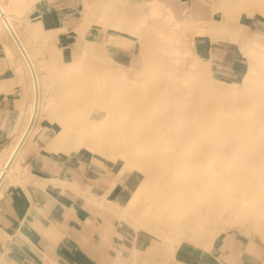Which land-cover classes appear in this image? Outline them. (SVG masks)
I'll return each mask as SVG.
<instances>
[{"label":"rangeland","instance_id":"374dc122","mask_svg":"<svg viewBox=\"0 0 264 264\" xmlns=\"http://www.w3.org/2000/svg\"><path fill=\"white\" fill-rule=\"evenodd\" d=\"M162 1L11 0L15 22L42 60L45 109L37 127L59 101L64 108L78 101L75 91L67 94L68 88L81 83L84 88L85 82L98 85L100 76L107 92L117 86L118 102L134 95L145 101L156 96L149 113L144 111L141 121L137 115L128 125L137 146L118 152L96 142L88 129L77 133L81 127L91 128L95 112L108 107L106 93L103 104L99 91L88 96V90L84 104L79 100L87 118L72 112L79 129L70 134L82 136L86 146L67 153L69 163L83 168L89 183L99 182L87 199L112 232L99 230L106 238L124 232L134 239L129 248L132 264H264V233L246 214L257 205L255 196L264 195V0ZM2 35L0 30V40ZM5 40L0 73H10L0 82L5 78L23 86L28 102L29 87L22 84V73L13 71L22 65ZM224 88L245 95L247 101L256 99L257 105L234 109L236 101ZM194 103L205 105L208 112L237 113L240 134L227 137V132L209 126L205 135L192 136L170 126L168 110L176 114L171 121L175 127L211 125ZM183 108L191 112L184 114ZM121 114L126 116L125 109ZM47 118L52 129H60L54 117ZM50 133L53 136V130ZM155 134L160 137L151 147L150 136ZM58 149L54 152L60 154L64 148ZM71 158H76L75 165ZM230 180L246 210L245 221L241 226H215L217 232L202 242L206 234L190 222L191 214L204 200L206 188L229 185ZM252 186L257 194L248 190ZM261 216L264 219V212ZM222 217L233 223L228 211Z\"/></svg>","mask_w":264,"mask_h":264},{"label":"crops","instance_id":"0c3cea01","mask_svg":"<svg viewBox=\"0 0 264 264\" xmlns=\"http://www.w3.org/2000/svg\"><path fill=\"white\" fill-rule=\"evenodd\" d=\"M9 73H0V78ZM25 97L23 86L5 78L0 82V163L23 126ZM51 130L48 121L39 122L24 146L21 159L24 173H17L16 181L15 177H9L0 190V263L132 264L129 248L134 239L126 238L129 236L124 232H114L106 238L108 235L95 226V221L103 216L99 212L95 215L97 211L89 204L87 195L99 188V182L89 183L80 173L83 168L70 165L68 154L42 155L45 135L50 136Z\"/></svg>","mask_w":264,"mask_h":264},{"label":"bare ground","instance_id":"6f19581e","mask_svg":"<svg viewBox=\"0 0 264 264\" xmlns=\"http://www.w3.org/2000/svg\"><path fill=\"white\" fill-rule=\"evenodd\" d=\"M157 3H159V2H157ZM161 3H159V4H161ZM163 3H162V5H163ZM167 3H168V1L166 2V6H167ZM15 6H16V3H15ZM167 8H168V6H167ZM11 10H13V6H12V3H11V0H0V30L2 31V33L4 35V36L3 35L1 36L0 48L2 49V55H5L4 54L5 53L4 45H7V44H3L1 42V41L4 42L5 39H6L5 40L6 43H8L12 47L13 52L16 54L18 60L20 61L21 65H22L20 67L21 68V72H20V68L16 67V66H15L16 68H13V71L17 75H20L22 73V77H24V80H23L22 84H24V86L29 87L30 99L27 102L26 115H25V118H24L23 126H22L21 130L18 132V134L16 135V137L14 138V141L12 142L10 147L8 146V151H7L6 155H5V157L3 158V161L0 163V190H2L1 188H2L3 183L6 182L5 180H7L9 177L10 178H13V177L16 178L17 173H20V172L24 173V169H23L22 161H21L22 154H23V151H24V148H25L24 146H26L25 144H27L26 142L28 141L27 139L29 138V136L31 138V134L36 130L35 128H37V121H38V117H39L41 109H43V108L45 109L44 105L41 102L42 91H43L42 85L44 83L43 82L44 81L43 80L44 79L43 78L44 75L41 73V70H40L41 63H42L41 61L42 60H41L40 57H38L36 54H34L33 48L30 47L29 44H27V40L25 39V37H26L25 33L22 32L21 27L17 24V22H15L14 16L12 14L14 10L13 11H11ZM18 11H20V10L18 9ZM21 12H18V14L21 13ZM49 13H51V12H49ZM22 18H24V17H22ZM48 18H51V17L49 16ZM84 18H87V17L85 16ZM24 29H25L24 31L27 30L25 25H24ZM9 30H11L14 33V35H15L17 40H15V38H13V36L11 35ZM2 38H5V39H2ZM49 73H51V72H49ZM86 79L87 78H85V80ZM82 80H84V79H82ZM79 83H80V81H79ZM86 83L87 82H85V87H86ZM82 85L83 84L81 83L80 87H77L75 85L76 87L68 88V91H67L68 95H70V92L74 93V91H75V94H76L75 95V99H76V97L78 98V101L76 103L74 102L72 104V106L71 105L70 106L67 105V107L64 108V104H63L64 102L61 103V101H59V103H57L58 105L55 106L56 109L53 108L54 110L52 112L50 111L51 114H47V117L49 115L51 117H54L56 122L59 124L60 129H52L53 130V136L51 135L50 137H46V139H45L46 142L44 143L45 144L44 145L45 146L44 147L45 150H44L42 155L45 156V157H48L49 155H51V153H55L54 151L59 150L58 148H64L65 149V150L63 149L62 152H59L60 155L61 154L66 155L67 153L71 154V152L79 150L80 147L86 146V143L85 144H81L82 136L81 137L77 136L79 134L71 135L70 131L79 129L77 127V125H78V123H76L77 121H74L75 119L72 117V112H74V111L77 112L76 115L78 114L80 116V118H83V117L87 118L88 117V114L85 113L84 109H82L83 107H81L83 105H81V102L79 101V100H81L82 103L84 104V102H83L84 98L83 97L87 94L88 90L90 91L88 96H93V95L95 96L96 94L100 93L99 102L101 104H103L102 103V97L106 93L105 94V98L108 101V104H107L108 107L105 108V110H103V111H98V112L96 111L95 112L94 116L96 117V119L92 120L93 125H92L91 128H89V126L81 127L77 133H81L82 131H86L88 129V132H89L88 134H90L91 137H93L96 142L104 144V145L112 146V151L118 152V151L126 150L125 148H129V146H132L133 148H135L137 146V143H136V141L134 140V137H133V129L132 128L129 129L128 125L130 123L135 122L137 115L140 117V121H141V119H142L141 116H143V112L146 111V112L149 113L148 110L150 109V106L152 105V103L154 101H158V98L153 95L151 98H149V100H148V97H147L146 101H145L144 99H138L137 96L134 95V96H131L129 98V99L132 100V106H130V100L129 99L122 100V102H118V98L119 97H117L116 94H115V90H116L117 86L112 87V90L110 92H107L105 90V87L102 86L101 76H100L98 85H95L93 83V84H90L88 86V83H87V87L86 88L85 87L81 88ZM76 88H77V91H76ZM78 88H80L81 91H80V89L78 90ZM27 90H28V88H27ZM44 90H45V88H44ZM224 90H225V92H227V93L232 95L231 96L232 99H235L236 102L232 104V106L235 107L234 109L240 108V107H244L247 104H249L251 107L257 105V104L254 103L256 101V99L247 101V100H245V95H243L241 93L240 94H235V93H233L234 91L230 92L228 89H225V88H224ZM98 91H99V93H98ZM44 92L45 91H43V93ZM27 95H28V91H27ZM260 95H259V97H260ZM252 97H255V96H252ZM55 98H57V97H55ZM55 98H53V99L55 100ZM192 98L194 99L196 97H192ZM256 98H258V97L256 96ZM26 99H27V97H26ZM221 99H223V98H220V100ZM242 99H244V100H242ZM241 100L244 101V103H242ZM189 101H191V100H189ZM190 104H191V102H190ZM79 105H81V106H79ZM192 105L195 106V108L199 109V113L202 116H205L204 118L209 120L211 122V125H208L206 127H199V126H196V125L192 124V125H188L187 127H185V125L183 124L182 126L177 125L175 127L172 124L171 121L175 120V115L176 114L174 112L168 110L167 112H165V114H166L165 117L167 119V122L170 124V126L172 125L174 127V129H178L179 131H184L188 135L190 134L192 136H196L195 135L196 133H199L200 135H205L206 130L209 128V126H213L215 128V130L217 132H219L220 134H223V133L227 132V134H228L227 137H232V136L240 134L239 133V129H240L241 125H242L241 124L242 122H240L239 115L237 113L220 112V111H214V112H210L209 111L208 112V111H206L207 107H205V105H200V104H196V103H194ZM121 109H125V113H127L126 116L121 114ZM49 110H51V108ZM49 110H47V111H49ZM75 112H74V114H75ZM181 112L186 114V113H189L191 111L189 110V108H183V109H181ZM44 114H45V112H44ZM158 115H162V113L158 114ZM47 117H46V119L49 122V119ZM125 117H129V120L128 119H122V118H125ZM69 124H72V125H69ZM159 124H160V121L156 124V129L158 128ZM72 134H74V131L72 132ZM159 137H160V134H158L157 136L155 134V136H152V139H151V136H150L149 142L151 143V147L153 146L152 140L155 141V138L157 140ZM247 139L251 140L250 137H248ZM8 145H9V143H8ZM25 151H26V149H25ZM25 158H26V156H25ZM71 159L73 160L72 162L75 165L76 158H71ZM245 162L247 163V160H245ZM45 163H47V162H45ZM27 166H29V165H27ZM155 176L159 177L158 174H155ZM29 177H32V176L29 175ZM14 179H11L10 181H12V180L14 181ZM17 179H19V177H17L15 179V181ZM38 180L41 181L42 179L39 178ZM53 180L56 181V179H53ZM45 181H47V180H45ZM50 181H52V180L50 179ZM55 181H52V182H55ZM60 182H62V181L60 180ZM71 182L73 183V181H71ZM63 183L68 184L67 182H63ZM20 184H21V182H20ZM71 186H73V185H71ZM224 186H223L222 183H218L217 185H215L213 187L206 188L203 191L205 193L202 194V197H203L204 200L198 203V207L196 208V210H194L195 212L193 214H191L190 222H192L195 226H197L199 229H201L206 234L205 236H203L204 239L202 240V242L204 240H206L207 237L208 238L212 237L217 232L216 231L217 229L215 228V226H218V228H220V227L223 228L227 224L228 225L241 226L243 224V222L245 221V218L243 217L244 216L243 213L246 210L237 201V196L233 192L232 181L230 180L229 185L228 184H224ZM75 188L76 187H74V189ZM80 190H79V192H80ZM248 190L251 193H253V192L255 193L257 191V187L256 186H252ZM83 193H82V195H83ZM256 194H257V192H256ZM84 196H85V194H84ZM91 196H90V198H91ZM227 196H229L230 200H227V198H228ZM91 199H93V198H91ZM99 200H101V199H99ZM254 201L256 202V204H257L256 206L257 207L255 206V208L252 211L246 212V214L248 215L247 217L252 222L253 226L256 227L257 229H259L260 232L264 233V219L261 216V214L264 212V209H263V206H264V195H260V194L258 195L257 194L255 196V198H254ZM96 205H97V203H96ZM224 211L225 212L226 211L229 212L230 217L233 219V223H229V222L223 221L222 215H223ZM98 212H95V215H97ZM221 218H222V221H221ZM69 221H71V220H69ZM234 221H236L237 224H235ZM207 222H210L211 223L210 225L212 227L210 225H208ZM219 222H220V224H218ZM225 222H226V224H225ZM58 225H59V223H58ZM95 226H96L97 229L103 228L106 232H112L111 225L109 223L103 222L101 220H96L95 221ZM23 227H24V230H25V226H23ZM23 227H21V229ZM43 228H45V227H43ZM213 228L216 229V230H214ZM41 231H42V229H41ZM27 234H30V232H27ZM52 236H54V235H52ZM47 237H48V235H47ZM41 243H43V242H41Z\"/></svg>","mask_w":264,"mask_h":264},{"label":"water","instance_id":"95a60500","mask_svg":"<svg viewBox=\"0 0 264 264\" xmlns=\"http://www.w3.org/2000/svg\"><path fill=\"white\" fill-rule=\"evenodd\" d=\"M9 31H10L11 35L13 36V38H15V40H17L14 33L11 30H9Z\"/></svg>","mask_w":264,"mask_h":264}]
</instances>
